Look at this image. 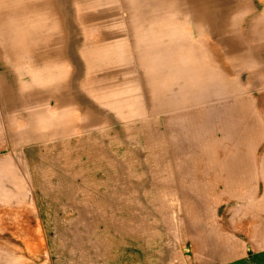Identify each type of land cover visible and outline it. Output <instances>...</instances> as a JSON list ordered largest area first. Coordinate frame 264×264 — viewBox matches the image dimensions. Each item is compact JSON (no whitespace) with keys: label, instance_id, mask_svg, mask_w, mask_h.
I'll list each match as a JSON object with an SVG mask.
<instances>
[{"label":"crops","instance_id":"crops-1","mask_svg":"<svg viewBox=\"0 0 264 264\" xmlns=\"http://www.w3.org/2000/svg\"><path fill=\"white\" fill-rule=\"evenodd\" d=\"M188 5V27L129 31L140 41L124 54L70 56L61 35L33 71L1 79V221L23 223L8 229L36 239L40 191L70 214L60 224L109 230L108 264H255L260 210L244 199L264 194V0ZM39 144L30 180L21 150Z\"/></svg>","mask_w":264,"mask_h":264},{"label":"rangeland","instance_id":"rangeland-1","mask_svg":"<svg viewBox=\"0 0 264 264\" xmlns=\"http://www.w3.org/2000/svg\"><path fill=\"white\" fill-rule=\"evenodd\" d=\"M236 8V6H227L228 12L236 11ZM188 14V0H0V81L5 78L4 84H8L9 77L17 78L21 73L33 71L34 66L31 62L35 55L49 56L52 48L47 47L48 38L45 37L47 31L58 30L55 35L64 36L65 51H70V56H72L70 49L75 51L76 48L79 49L77 50L79 55H82V49L91 52L93 47H97L98 52L113 53L114 49H109V43L119 48L120 54H124V47H132V40L134 45L136 41H140L138 37H129L132 35L131 31H137L139 35L140 30L177 28L178 24L183 30V26L188 27L189 24ZM175 23L176 26L173 27ZM18 25L35 36L31 41L37 48L28 46L32 45L30 43L20 42V36L17 37L21 35ZM126 35V41H124ZM160 35L169 38L173 34L165 31ZM100 47L107 48L103 51L98 49ZM170 118L166 119V123H169V133L172 132V118ZM3 135L2 125H0V154L5 151L2 150ZM262 140L264 141V136ZM38 147L44 148V145L39 144L32 151L21 150V159H24L23 162L25 161L27 165L24 171L25 176L30 180L32 170H29L28 161L30 157L38 161L35 155L40 152ZM37 155L40 154L37 153ZM263 158L264 155L262 160ZM56 175L57 173L52 170V173L47 176L55 178ZM37 181L38 186L46 184L43 174L37 175ZM262 190H264V183ZM39 192L36 198L38 212L35 240L32 236L28 238V235L21 234L25 232L23 228L17 229V232L13 231L16 226L21 228L22 222H20L21 227L16 221L15 225L7 222L3 224L1 221L3 217L9 220L12 215L0 214V242L12 240L15 242V245L0 244V264H108V259H105L103 255H100L101 260H99L98 251L101 247L97 243L108 242L109 230L87 228L92 226V224L88 225L89 223L85 224V227L82 223L74 224L78 228L73 229L60 224L70 218V214L53 213V209H56L57 204L60 203V198L50 195L42 196L43 194ZM56 194H60L58 190L53 191V195L56 196ZM255 200L254 206L260 210L257 217L263 235L264 194H261V198H245L244 204ZM14 216L15 219L21 220L28 217V214L20 213ZM176 216L180 217L178 214ZM96 224L94 223L93 226L96 227ZM6 225H12L14 228L10 230ZM24 238L27 241L23 240ZM263 238V236L260 238L261 242H264ZM186 248L190 249V246L186 245ZM187 252H189L188 249ZM247 253L253 256L255 264H264V248L261 246L249 248Z\"/></svg>","mask_w":264,"mask_h":264},{"label":"bare ground","instance_id":"bare-ground-1","mask_svg":"<svg viewBox=\"0 0 264 264\" xmlns=\"http://www.w3.org/2000/svg\"><path fill=\"white\" fill-rule=\"evenodd\" d=\"M36 20L40 21L39 19H36ZM18 27H20V30H21V35H17V37L20 36V42L22 41L26 44L30 43L32 45H28V46H31L32 48H37V47H35L34 42L31 41V39L34 38L35 36L28 33L27 30H24L21 25L20 26L18 25ZM57 33H58V30L47 31L45 37L48 38L47 47L60 51L62 48V40L63 39H62L61 35H58V36L55 35ZM19 43H18V45H19ZM42 59H45V57H38V55L36 56V61H45L46 60V59L45 60H42Z\"/></svg>","mask_w":264,"mask_h":264}]
</instances>
